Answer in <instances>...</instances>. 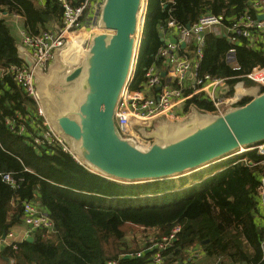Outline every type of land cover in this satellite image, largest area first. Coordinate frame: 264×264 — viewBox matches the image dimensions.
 <instances>
[{
  "label": "trees",
  "instance_id": "16d2710c",
  "mask_svg": "<svg viewBox=\"0 0 264 264\" xmlns=\"http://www.w3.org/2000/svg\"><path fill=\"white\" fill-rule=\"evenodd\" d=\"M5 11L24 17L26 31L32 34L61 27L62 11L56 0H44L43 6L32 0H0V13ZM245 12L255 15L249 0H147L132 88H137L145 70L154 63L162 45L160 28L170 18L187 26L204 14L223 15L228 26ZM231 48L234 56L227 61ZM23 62L16 39L0 19V68ZM254 67H264V36L255 43L240 39L232 46L223 36L205 35L199 76L227 79L231 91L241 82L248 92L232 108L264 93L259 85L256 92L248 91L254 83L244 76ZM26 102L10 77L0 78V174L9 173L17 181L13 189L0 177V237L21 224L25 201L37 202L53 220L56 233L48 239L36 233L31 242L17 243L15 249L4 247L0 264H104L128 250L125 235L135 227L156 228L167 234L176 224L181 231L175 255L199 247L204 264H264L259 247L264 231L257 215L263 167L246 163L262 159L255 152L177 181L118 184L94 174L58 147H35L30 140L35 122ZM191 106L202 113L214 111L202 96L188 101L185 110ZM6 119L23 125L26 135L10 130ZM140 130L135 127L137 133L151 139ZM157 131L153 127L151 135L156 136ZM189 179L193 182L188 183ZM124 264H146V259Z\"/></svg>",
  "mask_w": 264,
  "mask_h": 264
},
{
  "label": "built area",
  "instance_id": "2783aa9c",
  "mask_svg": "<svg viewBox=\"0 0 264 264\" xmlns=\"http://www.w3.org/2000/svg\"><path fill=\"white\" fill-rule=\"evenodd\" d=\"M61 14V27L53 31H41L32 34L20 32L18 50L30 65H11L0 68V78H11V84L27 101L29 111L34 118V126L30 140L35 147L41 145L58 147L62 152L71 155L78 161L65 143V139L52 127L40 105L35 88V72H45L52 62L55 52L59 51L61 58L66 54L74 57L68 61V66L75 67L87 52L91 39L97 34L98 26L94 22L99 15L104 0H56ZM255 15L247 12L235 18L230 25L224 24L223 15L204 14L189 27L176 23L173 19L160 28L162 45L157 49L155 61L143 75L142 82L133 89L135 68L142 39L143 26L147 12V0H141L138 12V23L134 44L132 63L128 78L120 92L118 104L114 112L115 127L122 137L133 136L135 126L148 125L156 117L179 120L188 101L196 96H202L209 101L214 111L213 115L224 114V110L237 105L245 98L242 83H237L231 94L226 84L227 79L213 78L209 74L199 76V65L203 58L205 35L223 36L232 45L244 39L255 43L259 36H264V0H249ZM262 16L260 20L258 17ZM234 56V48L228 51L227 59ZM157 62H160L158 65ZM164 73V76H162ZM247 80L264 88V67H254L244 76ZM238 91H241L240 93ZM17 117V115L15 116ZM18 118H21L18 116ZM185 118V116H184ZM22 119V118H21ZM5 124L19 136L26 135L23 125H16L15 120L6 119ZM29 136V135H28ZM255 152L262 159L257 163L246 162L250 167L261 166L259 185L257 188L258 218L264 231V142L248 147H239L233 153L225 156L230 160L246 153ZM224 158V157H223ZM227 161V160H226ZM1 180L15 189L17 181L8 174H0ZM25 232L21 238L11 230L5 238L0 237L1 247L16 248L17 243L27 237L41 233L43 238H50L56 233L55 224L37 202L25 201L21 209ZM150 234L144 235L137 248L130 249L118 255L116 259L104 264H124L127 260L146 259V264H202L203 253L199 247L187 249L182 256L177 253L179 224L174 225L169 233L161 234L156 228L150 229ZM264 261V236L259 245ZM204 264V263H203ZM206 264V263H205ZM217 264V263H214Z\"/></svg>",
  "mask_w": 264,
  "mask_h": 264
},
{
  "label": "water",
  "instance_id": "95a60500",
  "mask_svg": "<svg viewBox=\"0 0 264 264\" xmlns=\"http://www.w3.org/2000/svg\"><path fill=\"white\" fill-rule=\"evenodd\" d=\"M140 6L141 0L103 1L97 34L79 64L65 76L67 84L77 82L80 99L72 111L59 113L55 124L47 119L64 139L73 141L76 162L116 183H150L174 179L239 147L264 142V93L253 96L242 107L230 108L222 116L176 129L177 135L172 138L165 140L163 135L146 150L139 149L131 139L121 138L114 112L130 72ZM58 57L61 55L56 51L55 58ZM25 240L31 242L33 238Z\"/></svg>",
  "mask_w": 264,
  "mask_h": 264
},
{
  "label": "crops",
  "instance_id": "0c3cea01",
  "mask_svg": "<svg viewBox=\"0 0 264 264\" xmlns=\"http://www.w3.org/2000/svg\"><path fill=\"white\" fill-rule=\"evenodd\" d=\"M32 1L39 6L44 5V0H32ZM99 17H100V13L94 20L97 26H98ZM0 19L5 20L10 30V33L16 39L17 49H18V46L20 45V41H21L20 32L26 31L24 17H22L21 15L17 14L14 11L11 13L5 11L0 13ZM232 59L233 57L227 59V61H231ZM71 69L72 68L70 66L66 68L65 64L59 58H55L54 55V58L50 63V65L48 66L47 70L37 75L36 84L38 90L37 89L36 90L40 97V104L43 103L44 106L46 107V109L43 108L41 104V107L43 108L45 112V117L47 116V119L48 117L55 119L59 113L72 111L71 109H73V107L77 105L76 98L80 99L81 93L78 89L77 82L70 84H67L65 82V76L68 75ZM72 84H75L76 86L75 92L74 90H72ZM46 88L47 91H45ZM65 90H67L69 93L70 91H73L75 95L74 96L69 95L68 99H66L63 94ZM254 92L256 91H253L252 93ZM66 100H72L71 105L69 104L65 105L64 102ZM50 101H53L55 103L56 108L52 105V103H50ZM229 109L230 108H227L225 110L228 111ZM207 113L213 115L210 112ZM186 117L187 116H185V118ZM24 230H25V226L21 218V224L19 226L13 227L12 231L15 233V235H17L18 238H21L25 232Z\"/></svg>",
  "mask_w": 264,
  "mask_h": 264
},
{
  "label": "rangeland",
  "instance_id": "374dc122",
  "mask_svg": "<svg viewBox=\"0 0 264 264\" xmlns=\"http://www.w3.org/2000/svg\"><path fill=\"white\" fill-rule=\"evenodd\" d=\"M98 23H99V20H98ZM69 57L70 56L66 54L64 57H62V58L58 57V58L62 62H64L66 65H68L67 60L70 61V60H73L74 59V57H70V59H67ZM39 73H42V72H39ZM39 73L36 74L35 84H36L37 75ZM242 86H243V83H242ZM35 88L37 89V84L35 85ZM244 89H245V87H244ZM257 89H258V85L257 84H252V85L249 86L248 91L250 93H252L253 91H256ZM72 90H74V92H75V90H76L75 84H72ZM45 91H47V88L45 89ZM74 92L73 91H70V93H69L67 90H65L63 92V94H64V97L66 99H68V96L69 95H72V96L75 95ZM78 100L79 99L76 98V102H78ZM39 102H40V99H39ZM71 102H72V100H66L64 102V104L65 105H67V104L71 105ZM50 103H52V105L56 108L55 103L53 101H50ZM41 104H42L43 108L46 109V107L44 106V104L43 103H41ZM223 112L226 113L227 111L224 110ZM182 114H183L182 115V118L179 119V120H170V119H166L164 116H159V117H156L153 120H151V122L148 125H145V126H135V127H139L141 129H143V130H140V132L142 134H145V132H146L151 137L150 140L149 139H145L143 135H140V133H137L135 131V127L132 129L134 135L131 136V137H129V138L132 139V141L134 142L133 144L136 145L139 149L146 150V149H148L151 146L152 140L155 141L157 138H160L163 135H165V137H164L165 140L168 139V137H170V136L174 137V136L177 135V134H175L176 131L177 130L179 131L180 128H182V127H184L186 125H187V128H191V125H192V124H190L191 122L193 123V121H205V120H207L209 118H213L212 116H215V115H210L207 112L206 113L199 112L196 109H194L193 106L188 107L186 110L183 111ZM184 116H187V117L184 118ZM48 119L50 120V122L52 124H55V119L49 118V117H48ZM153 127H156L157 130H158L156 132V136L151 135L152 134L151 130H152ZM172 137H170V138H172ZM65 143H66L67 147L70 149V151L72 153H77L75 144L73 143V141L70 138L65 137ZM226 160H228V159H226V157L221 158V159H218V160H216V161H214V162H212L210 164H207L205 166H202L200 169L185 172L181 176H177V177H175L172 180L173 181H177L180 177L189 178L194 173H198V172H202V171H207L208 169L213 168L214 166H216V165H218V164H220V163H222V162H224ZM187 182L188 183H192L193 181L191 179H189ZM117 183L118 184H130V183H127V182H124V181H117ZM151 232L152 231L150 229H145V228H141V227H135L134 229L130 230L125 235L126 240H127L128 244L130 245V249L137 248L136 243H139L140 239L144 235L150 234ZM201 262L203 264V260Z\"/></svg>",
  "mask_w": 264,
  "mask_h": 264
},
{
  "label": "bare ground",
  "instance_id": "6f19581e",
  "mask_svg": "<svg viewBox=\"0 0 264 264\" xmlns=\"http://www.w3.org/2000/svg\"><path fill=\"white\" fill-rule=\"evenodd\" d=\"M135 42H137V39L135 38ZM67 59H70V57L69 58H67ZM70 61H75V58L73 59V60H70ZM240 93V92H239Z\"/></svg>",
  "mask_w": 264,
  "mask_h": 264
}]
</instances>
